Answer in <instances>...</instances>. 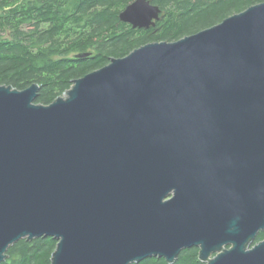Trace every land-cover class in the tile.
I'll return each instance as SVG.
<instances>
[{
  "label": "water",
  "instance_id": "obj_1",
  "mask_svg": "<svg viewBox=\"0 0 264 264\" xmlns=\"http://www.w3.org/2000/svg\"><path fill=\"white\" fill-rule=\"evenodd\" d=\"M135 0L123 22L161 20ZM82 54L78 55L81 56ZM0 85V263L21 239L51 264H264V2L75 79L51 104Z\"/></svg>",
  "mask_w": 264,
  "mask_h": 264
},
{
  "label": "trees",
  "instance_id": "obj_2",
  "mask_svg": "<svg viewBox=\"0 0 264 264\" xmlns=\"http://www.w3.org/2000/svg\"><path fill=\"white\" fill-rule=\"evenodd\" d=\"M135 0H0V85H39L37 103L51 104L75 79L150 42L177 41L264 0H153L161 20L150 29L123 22ZM82 54L81 56H78ZM264 240L261 231L255 243ZM57 241L21 239L0 264H51ZM199 248L184 249L174 263L147 257L132 264H203Z\"/></svg>",
  "mask_w": 264,
  "mask_h": 264
},
{
  "label": "flooded vegetation",
  "instance_id": "obj_3",
  "mask_svg": "<svg viewBox=\"0 0 264 264\" xmlns=\"http://www.w3.org/2000/svg\"><path fill=\"white\" fill-rule=\"evenodd\" d=\"M153 1V0H152ZM162 15V14H161ZM155 27V26H154ZM152 28V27H151ZM141 29H145V28H141ZM150 29V28H149Z\"/></svg>",
  "mask_w": 264,
  "mask_h": 264
}]
</instances>
